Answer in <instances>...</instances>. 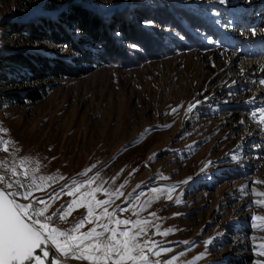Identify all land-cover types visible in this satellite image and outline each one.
Segmentation results:
<instances>
[{
  "label": "rangeland",
  "instance_id": "obj_1",
  "mask_svg": "<svg viewBox=\"0 0 264 264\" xmlns=\"http://www.w3.org/2000/svg\"><path fill=\"white\" fill-rule=\"evenodd\" d=\"M77 1L106 13L135 0ZM172 1L220 5L228 8L227 16L233 4L246 1L247 13L232 19L230 27L219 24L240 40L129 67L98 64L83 75L50 78L54 83L47 94L34 102L5 99L0 80V139L8 142L0 162L10 167L27 158L30 171L38 167L37 178H53L33 193L50 205L48 215L72 199L48 196L73 178L97 177L91 188L102 186L96 193L100 200L109 198L103 190H118L122 195L113 197L108 211L127 207L120 218L149 222L142 240L169 249L151 257L160 264H264V1ZM42 4L0 0V22L60 7L43 10ZM19 40L0 26V49L29 44L68 52L45 40ZM7 68L0 60V71ZM0 174L10 175L4 169ZM85 214V208H77L65 222L54 223L71 229Z\"/></svg>",
  "mask_w": 264,
  "mask_h": 264
},
{
  "label": "trees",
  "instance_id": "obj_2",
  "mask_svg": "<svg viewBox=\"0 0 264 264\" xmlns=\"http://www.w3.org/2000/svg\"><path fill=\"white\" fill-rule=\"evenodd\" d=\"M55 4L60 7L52 13L1 20L0 26L19 41L45 40L68 51L60 54L29 44L3 46L0 60L8 71H0V80L7 89L5 99L18 104L37 101L54 83L50 78L83 75L98 64L129 67L178 51H206L218 43H232L219 30V24L230 25V16L211 5L190 9L171 0H135L101 13L77 0H43V10Z\"/></svg>",
  "mask_w": 264,
  "mask_h": 264
},
{
  "label": "snow or ice",
  "instance_id": "obj_3",
  "mask_svg": "<svg viewBox=\"0 0 264 264\" xmlns=\"http://www.w3.org/2000/svg\"><path fill=\"white\" fill-rule=\"evenodd\" d=\"M261 113L264 115V110ZM7 143L0 139V150L7 151ZM29 163L27 158L10 167L0 162V169L10 173L0 174V264H67L69 259L86 261L87 264H160L151 257H158L161 251L169 249H161L148 239L142 240L147 235L149 222L140 218L134 221L120 218L118 213H124L127 207L117 206L108 211L114 203L113 197L119 198L122 193L103 190L109 198L100 200L96 193L102 191V186L91 188L97 177L86 182H77L73 178L60 191L48 196L53 201L64 194L72 199L48 215L50 205L44 199L33 197V193L44 190L53 178H37L38 167L30 171ZM168 199H172L170 194ZM77 208H85L86 214L71 229H62L54 223V220L65 222L71 211ZM97 209L102 211L97 214ZM89 224L92 227L82 231ZM163 234L168 235L167 232ZM166 264L173 262L169 260Z\"/></svg>",
  "mask_w": 264,
  "mask_h": 264
},
{
  "label": "water",
  "instance_id": "obj_4",
  "mask_svg": "<svg viewBox=\"0 0 264 264\" xmlns=\"http://www.w3.org/2000/svg\"><path fill=\"white\" fill-rule=\"evenodd\" d=\"M50 255H51V254H50ZM53 259H55V258L53 257ZM67 264H81V263L78 262V261H75V260L69 259V260L67 261Z\"/></svg>",
  "mask_w": 264,
  "mask_h": 264
},
{
  "label": "bare ground",
  "instance_id": "obj_5",
  "mask_svg": "<svg viewBox=\"0 0 264 264\" xmlns=\"http://www.w3.org/2000/svg\"><path fill=\"white\" fill-rule=\"evenodd\" d=\"M255 7V6H254ZM257 9V8H256Z\"/></svg>",
  "mask_w": 264,
  "mask_h": 264
}]
</instances>
